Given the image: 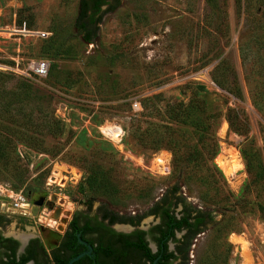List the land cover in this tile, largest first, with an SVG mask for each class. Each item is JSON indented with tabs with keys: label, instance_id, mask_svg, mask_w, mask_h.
<instances>
[{
	"label": "rangeland",
	"instance_id": "1",
	"mask_svg": "<svg viewBox=\"0 0 264 264\" xmlns=\"http://www.w3.org/2000/svg\"><path fill=\"white\" fill-rule=\"evenodd\" d=\"M118 1L86 42L74 27L79 0H0L1 63H51L47 48L61 45L56 69L46 77L26 79L0 68V201L7 190L33 206L44 199L35 216L0 204L1 233L39 237L49 249L89 201L90 214L104 205L120 217L141 216L176 185L187 203L214 216L191 240L188 264H264V222L251 203L253 186L245 193L248 203L225 201L249 182L241 149L254 162L256 151L264 165V0ZM23 25L46 37L12 33ZM213 77L239 89V97ZM190 100L204 107L193 112L195 122L170 124L168 109ZM228 107L244 119L240 135L224 117ZM207 116L213 158L211 142L198 136ZM104 123L121 126L118 141L101 135ZM169 124L178 139L174 152L162 142ZM2 126L42 139L44 150L17 142ZM96 169L111 175L109 194L87 190L86 178ZM156 221L147 215L138 226L149 229Z\"/></svg>",
	"mask_w": 264,
	"mask_h": 264
},
{
	"label": "trees",
	"instance_id": "2",
	"mask_svg": "<svg viewBox=\"0 0 264 264\" xmlns=\"http://www.w3.org/2000/svg\"><path fill=\"white\" fill-rule=\"evenodd\" d=\"M118 2V0H79V11L74 22L76 34L84 41L91 42L97 35L98 25L104 14L112 11ZM60 49L61 45L53 44L47 48L48 56L52 59L51 63L49 62L47 74L55 71V59L60 55ZM213 79L220 88L234 97H239V89L227 87L219 77L218 79L213 77ZM200 103H195L194 100H190L187 104L175 103L168 109L170 124H193L195 119L192 115L195 109L204 110V107L197 106ZM224 117L229 128L240 135L244 119L239 117L237 109L228 107ZM210 122L209 116L201 119L198 136L200 141L205 142L206 140L207 145L211 142L210 146L213 151L210 158H213L217 153V148L215 142L208 137L207 132L212 126ZM212 123L215 124V121L213 120ZM170 124L165 126L167 133L165 132L166 137L162 139V142L174 152L178 139L174 127ZM1 130L5 135L13 137L17 142L32 150H44L42 139H37L33 135L26 138L22 131L6 126H2ZM145 132L146 129L143 135ZM160 144L161 141L158 140L152 148H158ZM240 154L244 159L249 182L240 189L238 196L230 194L225 197V201L234 205H240L243 201L248 203V200H245V193H249L250 186H253L251 189L254 199L251 203L259 218L264 222L263 162L256 151L253 152L255 162L250 153L244 149L240 150ZM86 179L87 190L97 192V194H109L113 190V180L106 170L91 171ZM91 204V201L87 203L85 211L72 213L64 232L49 249L46 248L42 239L33 237L29 239L24 249L18 252V240L6 237L0 231V264H67L74 256L88 251V246L91 247L89 253L84 254L72 264H188L191 240L214 223L212 212L192 207L180 195L179 187L176 185L166 188L141 216L120 217L104 205L98 206L95 213L90 214ZM179 206L180 209H178ZM147 215L158 219V222L147 230L136 228L131 232L122 233L109 227V224L115 220L137 226L140 219ZM178 232H182L180 237H176ZM149 240L156 244L155 252L151 251L148 245ZM169 242L174 243L172 250L168 249Z\"/></svg>",
	"mask_w": 264,
	"mask_h": 264
},
{
	"label": "built area",
	"instance_id": "3",
	"mask_svg": "<svg viewBox=\"0 0 264 264\" xmlns=\"http://www.w3.org/2000/svg\"><path fill=\"white\" fill-rule=\"evenodd\" d=\"M12 33H27L30 35H34L38 38L46 37V33L44 31L29 30L25 28V25H23L22 29L12 28ZM12 60L16 62L15 65H6L0 62L1 70H7V72L9 71V73L18 74L19 76L24 77L26 79H30L33 77L43 78L47 76L49 69V61L45 58L31 59L24 63L22 67L18 65L19 59L13 58ZM132 107H137V103H133ZM98 129L105 139L111 141H118L123 132L121 126L114 123H104L100 125ZM5 189L7 190V188ZM7 191H9V193H3L4 199L2 202L0 201V204L2 206H7L8 209L18 210V214L22 216H26L27 214L31 215L33 204L20 193L13 192L11 190Z\"/></svg>",
	"mask_w": 264,
	"mask_h": 264
},
{
	"label": "water",
	"instance_id": "4",
	"mask_svg": "<svg viewBox=\"0 0 264 264\" xmlns=\"http://www.w3.org/2000/svg\"><path fill=\"white\" fill-rule=\"evenodd\" d=\"M37 205H39V203L38 202H34V206L32 207V211H31V214L33 215V216H35L36 214H37ZM60 212V209L58 208L56 211H55V215L54 216H57L58 215V213ZM158 222V219H157V221L155 222V223H157ZM155 223H153V224H155ZM152 224V225H153ZM120 228H122V230H124V231H126V232H129V231H131L132 229H134L135 227H133V226H131V225H123V226H121ZM138 228L139 229H142V230H146L147 229V227H145L144 225H140V226H138ZM178 234H180L179 232L177 233V235ZM14 238V237H13ZM30 237H25V238H19V247H18V252H21L22 250H23V248H24V246L26 245V243H27V241H28V239H29ZM150 246L155 250V247H154V245L152 246V244L150 243ZM170 246H172V245H170ZM90 249H91V247L90 246H88V251H84V252H82V253H80V254H78V255H76V256H74L73 258H71L68 262H67V264H72V262H74V261H76L78 258H80L81 256H83L84 254H87V253H89V251H90Z\"/></svg>",
	"mask_w": 264,
	"mask_h": 264
},
{
	"label": "flooded vegetation",
	"instance_id": "5",
	"mask_svg": "<svg viewBox=\"0 0 264 264\" xmlns=\"http://www.w3.org/2000/svg\"><path fill=\"white\" fill-rule=\"evenodd\" d=\"M34 202H38L39 203V205H37V210H38V208L43 204V202H44V199L40 196V197H38V198H36V199H34L33 200V203ZM55 211L56 210H54L53 211V214L52 215H55ZM152 216V215H151ZM56 217V216H55ZM154 219H155V217H153ZM105 222L106 223H109L107 220H105ZM115 225L117 226V228L118 227H121V226H123V225H131V224H128V223H122V222H119V221H116L115 220V222H113V223H111V224H109V227L110 228H112V229H114L116 232H122V233H128V232H126V231H124V230H122V231H120V230H118L117 228H115ZM131 226H133V227H135L134 229H136V228H138V225L137 226H134V225H131ZM122 229V228H121ZM134 229H132V230H134ZM139 229V228H138ZM131 230V231H132ZM131 231H129V232H131ZM180 233V235L182 234V232H179ZM176 237H178L177 236V234H176ZM31 238H33V237H30L29 239H31ZM29 239H28V241H29ZM17 240V239H16ZM27 241V242H28ZM19 242V241H18ZM150 243H153V245H154V247H155V250L150 246ZM27 244V243H26ZM149 247H150V249H151V251L152 252H155L156 251V249H157V247H156V244L154 243V242H152L151 240H149ZM170 245H172V246H170ZM26 246V245H25ZM24 246V247H25ZM174 248V243H172V242H169V244H168V249H170V250H172ZM24 249V248H23Z\"/></svg>",
	"mask_w": 264,
	"mask_h": 264
},
{
	"label": "bare ground",
	"instance_id": "6",
	"mask_svg": "<svg viewBox=\"0 0 264 264\" xmlns=\"http://www.w3.org/2000/svg\"><path fill=\"white\" fill-rule=\"evenodd\" d=\"M224 124V123H223ZM223 128H225V124H224V127ZM231 159V158H230ZM229 160V159H228ZM158 161L160 162V163H163L164 162V160H162L161 158H158ZM230 161H232V160H230ZM234 161V160H233ZM216 163H218V165L220 166V168H222V170L223 171H226V173H228L229 171L226 169L225 170V167H223L224 166V163L222 162V161H220L219 159H216ZM233 163V162H232ZM238 164V163H237ZM236 166V165H235ZM229 167V166H228ZM234 170V169H233ZM231 172V171H230ZM234 172V171H233ZM232 172V173H233ZM231 173V174H232ZM229 174V173H228ZM227 176V175H226ZM69 213H70V211H69V209H66V210H64L63 211V213L61 214V216H60V220L61 219H63V223H66L67 222V220H68V217H69ZM57 217H58V215H57ZM53 220H55V216H54V219Z\"/></svg>",
	"mask_w": 264,
	"mask_h": 264
}]
</instances>
